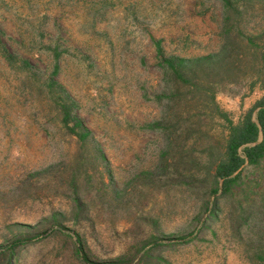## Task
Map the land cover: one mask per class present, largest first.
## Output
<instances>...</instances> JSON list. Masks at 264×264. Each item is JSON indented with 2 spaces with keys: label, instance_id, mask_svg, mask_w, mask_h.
I'll use <instances>...</instances> for the list:
<instances>
[{
  "label": "rangeland",
  "instance_id": "1",
  "mask_svg": "<svg viewBox=\"0 0 264 264\" xmlns=\"http://www.w3.org/2000/svg\"><path fill=\"white\" fill-rule=\"evenodd\" d=\"M231 1L0 0V264H264V150L217 173L264 98Z\"/></svg>",
  "mask_w": 264,
  "mask_h": 264
},
{
  "label": "trees",
  "instance_id": "2",
  "mask_svg": "<svg viewBox=\"0 0 264 264\" xmlns=\"http://www.w3.org/2000/svg\"><path fill=\"white\" fill-rule=\"evenodd\" d=\"M227 4L234 5L233 1L226 0ZM216 55L211 54L203 57L186 59V58H172L168 60L169 66L173 74L178 77H184L189 80L190 71L196 69L201 64L213 63ZM198 69V68H197ZM196 69V70H197ZM257 120L251 117V112L238 125H233L228 137L226 145V159H222L217 163V173L223 178L228 179L234 172H236L245 161L258 162L264 150V98L258 103ZM263 134V140L255 145L246 148V157L239 154V147L247 143L258 140L260 134ZM231 179V178H229ZM225 180V181H226Z\"/></svg>",
  "mask_w": 264,
  "mask_h": 264
}]
</instances>
